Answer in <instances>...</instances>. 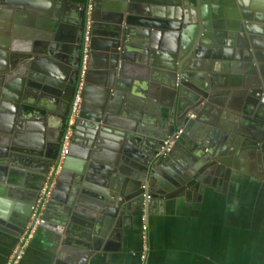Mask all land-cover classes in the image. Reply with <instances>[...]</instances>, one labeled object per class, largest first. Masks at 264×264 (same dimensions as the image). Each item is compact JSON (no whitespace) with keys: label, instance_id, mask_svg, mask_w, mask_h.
Masks as SVG:
<instances>
[{"label":"crops","instance_id":"0c3cea01","mask_svg":"<svg viewBox=\"0 0 264 264\" xmlns=\"http://www.w3.org/2000/svg\"><path fill=\"white\" fill-rule=\"evenodd\" d=\"M240 2L200 1L213 42L207 46L210 70H202L199 81L212 78L227 92L222 104L210 103L211 109L187 121L178 141V163L183 168L192 163L199 182L183 190L173 185L170 197L158 192L144 229L143 212L122 195L132 178L143 177L140 166L156 139L149 131L170 116L169 100L179 95L167 78L168 54L180 49L184 32L198 22L183 0H96L91 19L93 13L103 18L124 9L145 25H134L135 42L123 52L112 88L91 82V76L86 81L82 115L45 211L47 225L39 227L18 264H264V0ZM79 8L56 1L55 10L69 24L58 56L29 35L34 25L23 24L21 14L12 16L20 26L17 34L0 16V59L7 47L35 48L32 57L39 63L37 79L10 90L17 98L15 113L0 107V141L8 139L14 149L10 161H0V264L23 236L58 151L80 64L73 40ZM107 54L102 49L90 54L89 71L96 77L109 71ZM181 60L180 65H195L192 55ZM118 79L129 92L116 88ZM105 88L109 96L103 101ZM102 104L111 108L110 119L91 140L90 114ZM210 149L221 153V164L204 159Z\"/></svg>","mask_w":264,"mask_h":264},{"label":"water","instance_id":"95a60500","mask_svg":"<svg viewBox=\"0 0 264 264\" xmlns=\"http://www.w3.org/2000/svg\"><path fill=\"white\" fill-rule=\"evenodd\" d=\"M43 1L45 3H33L26 0H0V16L2 18H7L8 24L4 22V25L7 26L9 29L8 31L11 34H17L20 26L16 23L18 20L14 21L16 18H12V16L14 13L18 16L21 14L20 17H22L23 21H26L25 23L22 22L23 24L34 25L33 29H28L29 35L35 38L36 42H38V40L41 41L43 46L47 45L49 53L58 56V53L55 52L59 45L58 42L65 38L63 33L64 30L68 28L69 24H66L68 23L65 21L66 19L61 17V12L55 10L57 0ZM183 1L186 6H189L187 8L191 10L190 13L194 15V22L197 21L198 23H192L189 29L184 32V38L180 45V49L177 48V50H175L174 48V51L168 54L170 63L167 68V78L170 80V85H173L174 88L177 89V91L171 90V92H177L179 95L177 98H170L169 100L170 116L167 115L165 121L157 125L158 127L150 129L149 131V135L154 136L156 139L150 147H147L149 150L146 151V163L140 166L143 177L146 178L141 177L139 174L132 178V180L127 183L125 193L122 195V201H127L128 205L140 211L144 208L143 193L145 191L141 188V185L147 181L153 198L156 197L158 192H162L165 197H170L173 194V185H178L183 190L184 188H189L194 185L195 181L199 182L196 174H194V168L192 167L194 165L192 163L184 168L178 163L175 153L178 149V141H180L185 132L184 125L187 121L189 122L194 116L196 117L199 110L211 109L210 103L222 104L224 100L223 94L227 92V89L222 87V84L214 82L212 78L211 82L208 84H202L199 81L202 79L201 77L204 76L201 73L202 70H210L211 60L209 57L211 54L209 52V47H207L213 42L208 32L210 22L204 15V11H200V1L202 0ZM238 1L239 5L242 6L243 3H241L240 0ZM95 4L96 0H92L93 9L95 8ZM4 12L8 15L3 16L2 13ZM129 12L132 14V9H130ZM93 14V26L90 28V54H92L94 49H102L108 53V56H111L112 63L110 67L106 65V68L109 67V71L107 73L105 71L103 75H100L101 77H96L94 71H92V73L88 71L86 79L88 81L91 76V82L99 80L98 82L102 83V85L108 89L113 87L115 78L119 75L116 68L126 56L123 52L127 50L126 47H129L135 42L134 34L137 29L135 26L139 24L145 25V20L139 17V20H141L139 21L135 16H126L124 9H118L115 13L109 14L103 18H100L96 13ZM135 20L139 22L136 23ZM73 26V40L79 47L80 45L82 47V37L84 36L86 27L85 16ZM100 28H102V31L99 30ZM143 28L138 29L145 30ZM5 50L6 51H3L2 58L0 59V61L3 60L4 62L0 65V107L2 110L14 114L17 108V98L15 95L11 97L12 93L10 90L14 86L16 88V84L24 86L27 83L31 84L32 80L37 79L38 74L36 71L39 63L38 60L32 57L33 53L37 52L35 48L10 49L7 47ZM190 55L194 56V66H190L187 63H185V65L175 63V61L178 62L181 58L183 59L184 56ZM179 67L183 74L182 77L177 78V70ZM76 80L77 79L71 83L73 88H75ZM184 85H187L188 88H185ZM116 88L124 92H129L127 89L128 87L126 88L123 81L119 79L116 82ZM107 89L103 90V101L109 96L107 94ZM110 109V107H106L102 104L94 113L90 114L92 123L88 130V136L91 140H95L96 136L104 131L103 129L100 130V127L109 122L108 119H110V115L107 113V110ZM81 115L82 113L80 112V117ZM178 127H181L182 130L168 146L165 144V140L168 138L171 140ZM0 142L6 143L5 147H1L0 161H10L9 157L12 153H10L9 150L14 149L12 147L10 148L8 145V139ZM211 152L210 149V151H208L209 154L205 155L204 159H209V161L212 160L210 162L211 165L216 163L221 164L223 162V160H221V153ZM49 167L45 170V173ZM164 177L168 180H165ZM79 179H81V175ZM156 182L163 187L160 191L155 189L154 184ZM146 212H148V206ZM44 217L46 220V216ZM43 225H47V222Z\"/></svg>","mask_w":264,"mask_h":264},{"label":"built area","instance_id":"2783aa9c","mask_svg":"<svg viewBox=\"0 0 264 264\" xmlns=\"http://www.w3.org/2000/svg\"><path fill=\"white\" fill-rule=\"evenodd\" d=\"M92 8V0H89V9ZM90 28H91V19H88L85 27V33L83 36V45L81 49V60H80V67L78 71V77L74 88V94L72 100L70 102L69 109L67 110L65 121L61 131V137L58 145L57 154L51 163L49 169L44 175L43 182L39 188L37 197L33 204L30 206V214L29 219L26 223V228L23 236L21 237L20 241L17 243L15 248L13 249L11 255L9 256L8 260L5 264H18L21 260L25 248L28 243L33 239L34 235L36 234L37 230L40 226H42L45 220V211L48 207V203L52 198L54 188L56 185V179L59 176L63 163L67 157L71 139L73 136L74 128L80 119V112H81V105L82 100L84 99V91L86 87L87 81V74L89 71V59H90ZM182 128H178L172 139L169 138L165 140V144L168 146L173 142L174 138H176ZM141 188L144 191V208L142 213V220L144 221L143 228L146 229V221H147V206L149 201L152 198V194L150 192V186L148 183H144L141 185Z\"/></svg>","mask_w":264,"mask_h":264},{"label":"flooded vegetation","instance_id":"af4514ba","mask_svg":"<svg viewBox=\"0 0 264 264\" xmlns=\"http://www.w3.org/2000/svg\"><path fill=\"white\" fill-rule=\"evenodd\" d=\"M67 1H69V3L70 4H73V5H79L80 6V8H79V11H80V21L83 19V17L85 16V25H86V23H87V21H88V19H91V17H90V10H92L93 9V7L91 8V9H89V0H86L85 2H78V1H74V0H67ZM87 16V17H86ZM100 24V23H99ZM93 26V20L91 19V27ZM82 41H83V37H82ZM81 49H82V47H81V45H80V47L79 46H77V50H79V56H80V60H81ZM179 62V61H178ZM177 62V63H178ZM80 63V62H79ZM180 65V64H179ZM79 67H80V64H79ZM79 67H78V70H77V72L79 71ZM178 72H177V78H180V77H182V70L180 69V67L178 68V70H177ZM76 77H78V76H76ZM77 79V78H76ZM77 81V80H76ZM73 94H74V92H73ZM73 97V96H72ZM72 100V99H71ZM179 128V127H178ZM181 128V127H180ZM153 199V196H152V198H151V200ZM150 200V201H151ZM150 201H149V203H150ZM141 211H143V209L141 210Z\"/></svg>","mask_w":264,"mask_h":264},{"label":"trees","instance_id":"16d2710c","mask_svg":"<svg viewBox=\"0 0 264 264\" xmlns=\"http://www.w3.org/2000/svg\"><path fill=\"white\" fill-rule=\"evenodd\" d=\"M74 1H78V2H80V1H81V2H85L86 0H74Z\"/></svg>","mask_w":264,"mask_h":264}]
</instances>
